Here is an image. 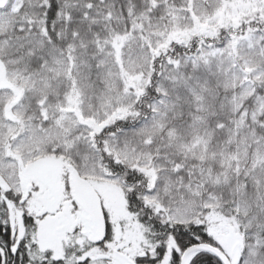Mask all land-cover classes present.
I'll return each instance as SVG.
<instances>
[{
    "label": "snow or ice",
    "instance_id": "1",
    "mask_svg": "<svg viewBox=\"0 0 264 264\" xmlns=\"http://www.w3.org/2000/svg\"><path fill=\"white\" fill-rule=\"evenodd\" d=\"M0 264H264V0H0Z\"/></svg>",
    "mask_w": 264,
    "mask_h": 264
}]
</instances>
